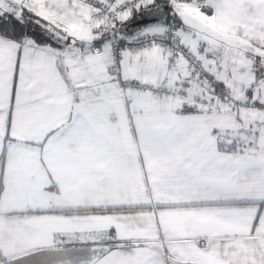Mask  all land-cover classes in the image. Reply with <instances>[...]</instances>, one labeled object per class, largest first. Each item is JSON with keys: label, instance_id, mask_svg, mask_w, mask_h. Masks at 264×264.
I'll use <instances>...</instances> for the list:
<instances>
[{"label": "snow or ice", "instance_id": "snow-or-ice-1", "mask_svg": "<svg viewBox=\"0 0 264 264\" xmlns=\"http://www.w3.org/2000/svg\"><path fill=\"white\" fill-rule=\"evenodd\" d=\"M0 264H264V0H0Z\"/></svg>", "mask_w": 264, "mask_h": 264}]
</instances>
